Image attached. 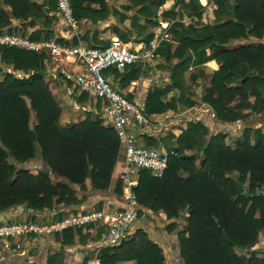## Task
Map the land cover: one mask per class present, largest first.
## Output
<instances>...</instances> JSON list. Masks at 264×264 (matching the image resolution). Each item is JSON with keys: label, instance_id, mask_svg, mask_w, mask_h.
Here are the masks:
<instances>
[{"label": "trees", "instance_id": "1", "mask_svg": "<svg viewBox=\"0 0 264 264\" xmlns=\"http://www.w3.org/2000/svg\"><path fill=\"white\" fill-rule=\"evenodd\" d=\"M165 1L130 0L122 7L134 9L131 16L110 7L108 0H71V3L78 24L85 18L98 24L110 14L118 15L121 21L130 18L131 26L141 35L137 41H150L153 31L147 24L158 23V9ZM216 1L217 17L224 9L230 11L229 16L219 17L213 23L199 21L188 25L174 20L168 29L172 37L162 39L155 47L154 56L161 54L168 61L177 57L179 61L170 67L169 84L147 91L148 113L174 109L178 103L193 104L185 96L184 72L191 62L201 64L216 58L220 68L208 77L209 86L202 97L212 106L216 118L230 125L252 114L264 115V41H230L240 36L263 37L264 0ZM173 6H191L201 16L199 0H174ZM56 11V0H0V31H20L12 24V18H16L32 25L40 23L28 34L32 39L55 38L68 43L62 36L53 37ZM163 14L170 18L175 11L165 9ZM141 17L145 23H139ZM99 32L98 27L87 28L74 35L71 43L83 40L89 46L107 45L110 38H100ZM113 32L125 42L130 40L129 32L121 31L117 25L113 26ZM19 33L27 35L25 30ZM48 57L45 51L0 46L1 212L17 205L33 210L53 209L60 203L72 210L84 198L76 194L73 184L84 190L87 179L92 189L110 188L120 152L117 133L90 110L80 120L61 123L62 107L45 79ZM4 66L26 75L18 76L4 70ZM105 72H113L122 89L140 76L142 62L127 65L123 70L110 67ZM176 88L179 95L165 100L167 92ZM127 95L132 98L130 93ZM249 96L254 99L251 101ZM87 99L85 92L77 97L80 102ZM95 103L101 108L99 99ZM243 126V134L234 147L225 142L224 133L208 134L209 128L201 120L186 119L177 135L168 130L162 136H144L147 145L162 143L178 152L169 157L161 176L148 169L140 170L135 191L139 215L144 208L162 210L168 218L186 215L185 227L177 230L183 264H264V252L260 256L259 250L253 248L259 231L264 229V133L260 127ZM189 149L193 152L186 153ZM38 153L46 168L34 173L24 163ZM112 190L121 196L120 177ZM64 214L63 210L58 212ZM177 226V221L168 224L170 229ZM118 246L102 247L98 254L100 264H115Z\"/></svg>", "mask_w": 264, "mask_h": 264}, {"label": "built area", "instance_id": "2", "mask_svg": "<svg viewBox=\"0 0 264 264\" xmlns=\"http://www.w3.org/2000/svg\"><path fill=\"white\" fill-rule=\"evenodd\" d=\"M56 3L58 13L72 29L77 30L79 24L74 17L71 0H56ZM172 22L164 23V33L157 37L155 44L149 46L130 45L117 35L111 36L107 45L89 46L83 43H63L55 38L32 39L19 32L0 31V46L45 51L57 68L65 59L75 64L71 69L65 66L58 68L56 76L60 75L65 81H73L79 86L80 93L85 92L89 98L101 101L105 122L116 131L123 156V166L119 173L122 180V203L119 206L108 210H78L48 223L31 219L1 220L0 238L20 239L102 221L105 223V232L91 264H100V248L116 246L122 242L132 223L139 217L135 191L139 171L148 169L154 175L161 176L167 168L169 157L178 154L175 148L169 149L162 143L158 146L147 145L144 136H162L168 130L174 131L176 121L169 114L148 113L145 103L130 98L115 84L114 73L105 70L110 67L123 70L127 65L146 60L162 39L172 37L168 30ZM15 246L21 248L23 245L20 240H16Z\"/></svg>", "mask_w": 264, "mask_h": 264}, {"label": "crops", "instance_id": "3", "mask_svg": "<svg viewBox=\"0 0 264 264\" xmlns=\"http://www.w3.org/2000/svg\"><path fill=\"white\" fill-rule=\"evenodd\" d=\"M165 2L159 7L163 6ZM129 3L130 0H108V5L110 7H115L128 16H131L134 13V9L131 8L126 10L122 7L123 4ZM161 8L162 11L170 8H173L175 12L176 10L178 11V9L180 10L179 6L173 5ZM170 20L173 19L163 17L159 22L164 24L166 21L170 22ZM139 23H145V19L141 17L139 19ZM12 24L20 31L25 30L26 34L28 35L34 28L39 26L40 23L32 25L27 21H21L19 19L12 18ZM114 25H117L123 32H129L131 30L129 32L130 40L128 43L133 46H149L151 44H155L157 37L162 31L165 30L164 25L161 27V25L158 23L154 25L151 24L150 30L155 32V34L153 33L151 40L137 41L141 35H138L136 30L131 26L130 18H126L125 20L121 21L118 15L110 14L104 19L100 20L98 24H94L90 19L85 18L83 22L79 24V28L74 30L69 24L66 23L58 11H56L55 18L53 19V37L56 35L62 36L69 41L68 43H71L72 37L77 35L79 32L83 33L87 28L98 27L100 29L99 37L102 39H109L111 36L117 35L115 32H113ZM147 25L149 29V24ZM158 31L159 33H156ZM136 36V42H132V39H134ZM230 41L231 43L244 41H264V36L262 38L249 36L248 38L243 37L232 39ZM83 42L85 41L80 40L79 43ZM207 52H209V48H207ZM216 62L217 61L215 59L206 60L203 64H201L200 68L205 70V75L211 74L218 66V63L216 64ZM62 66L71 69L75 66V64L65 59L63 64L58 68ZM46 67L47 70L45 73V79L47 82L49 81L51 90L53 92L57 90H63L64 92L67 91V93H70V88L65 90V80L59 78L61 81L55 83L54 79L58 78L56 76L58 68L57 65L49 59V57L46 60ZM143 79L147 80L148 78L143 76ZM138 81L139 78L132 80L127 86L123 87L122 90L127 94L130 93L132 98L138 102L145 103V94L149 90V85L145 86L144 91L138 93V91H135V88L138 87ZM114 82L119 87V78L114 80ZM142 93L144 94L142 95ZM194 111H196L199 120L203 121L204 123H214V111L211 106L200 107L199 105H195L188 109V113L190 114L194 113ZM170 114L172 113H169V115ZM261 121L264 122V115L252 114L246 120H242V122L238 123V125H250L252 123H259ZM174 132H176L175 128ZM120 155L122 154H119V157L116 160L112 172L110 188L108 190L103 191L92 189L90 179L86 180V189L84 190L79 189L78 184H73L74 188L76 189V194L79 197L83 195L84 198L82 202L73 206L72 210L63 206L61 203L56 204L53 209L45 210H33L32 208L31 210H20L15 207L14 209H10L5 212L0 211V221L31 219L42 223H48L78 210H88L94 208L108 210L115 206H119L122 203L121 196H117L112 189L123 166V157L120 158ZM26 163L34 173H36L41 168H46V164H44V162L41 160L39 153L35 157L29 159ZM51 177L53 176L51 175ZM62 210L65 211V214L58 215V212ZM180 218L181 217L168 218L166 213L162 210L154 212L150 208H144L143 213L139 215L134 223H132L126 233V236L119 244L117 248V256H119V258L115 264H138L139 260V264H183L179 254V248L177 246V230L180 225ZM171 221H177L179 223L175 229H170V227H168V224ZM104 232L105 223L99 221L85 226L71 227V229L62 232L44 235H29L20 239L0 238V264H91L92 259L100 246ZM16 240L21 241L23 245L21 248H16Z\"/></svg>", "mask_w": 264, "mask_h": 264}, {"label": "rangeland", "instance_id": "4", "mask_svg": "<svg viewBox=\"0 0 264 264\" xmlns=\"http://www.w3.org/2000/svg\"><path fill=\"white\" fill-rule=\"evenodd\" d=\"M200 1V12L201 16H198L196 12L193 10V8L190 6L186 8L185 6L176 10L175 14L172 16H169L174 21V20H179L182 23L188 25L190 23H196V22H204V23H213L221 17L222 19L226 18L227 16L230 15V11L228 10H223L219 13V17L216 15V10L218 9V3L216 0H199ZM174 0H167L165 4L161 7H166V6H172ZM230 2H234V0H230ZM159 7V12L157 14V21L158 24L163 27L164 24H161L159 21L162 20L164 17L163 11L161 10L162 8ZM162 12H161V11ZM169 18V19H170ZM221 19V20H222ZM151 27V24H149V29ZM157 31V30H155ZM165 31V30H164ZM164 31L161 32L164 33ZM155 34V32H153ZM156 33H159L156 32ZM171 33V32H170ZM172 36V34H171ZM264 36V35H263ZM244 37V36H243ZM243 37H238V38H243ZM238 38H231L232 39H238ZM245 38V37H244ZM137 36L132 39V42H136ZM173 41L176 42L175 39ZM83 44H87L86 42H83ZM209 48V47H207ZM206 48V52H207ZM210 51V49H209ZM209 53V52H207ZM210 59H215L218 63L217 68L214 69V71L211 74L205 75V70L201 69L200 66L201 64H193L192 62L189 63L188 68L184 72V86H185V96L189 98L190 100L193 101V104H185V103H178L177 107L174 109H168L164 112H155L157 114H169L173 116L175 121V131H172L174 135L179 134L182 131V127H184L186 119H191V120H199L198 115L196 111L194 113L190 114L188 113V109L191 108L192 106L199 105L200 107L204 106H211L206 103L202 97L206 91V88L209 86V80L208 77H210L213 73L219 70L220 68V61L217 60L216 58H209ZM178 58L174 57L171 61L166 60V58L161 55H153L151 54L150 57H148L146 60L140 61L142 62V72L140 74L139 81H138V87L135 88V91L141 92L144 91L145 86H148V88H152L154 86H159V87H165L167 84L171 82V77H170V67L174 65V63L178 62ZM4 70L12 71L13 73L17 75H26L25 72L23 71H18V70H12V67L8 66L7 68L4 66ZM3 73H0V78L2 77ZM143 76H146L148 79L145 80L143 79ZM57 79H54L55 83L58 81H61L60 75L57 76ZM60 78V79H59ZM137 78V79H138ZM149 80V81H148ZM65 90L67 88H70L71 92L67 93L64 92L63 90H57L53 92L59 101L61 107H62V112L60 116V121L62 124L69 123L72 121H77L85 117L86 111L90 110L93 111L95 114H97L99 117L103 119V123L105 124V118L103 115L102 111V104L101 108H97V104L95 103L94 100L88 99L84 102H80L77 100L78 95L80 94V88L77 84H75L73 81H65ZM48 84L50 85L49 81ZM144 93H142L143 95ZM147 94V93H146ZM145 94V95H146ZM179 95V90L178 88L169 90L167 94L164 96L165 100H169L172 95ZM251 98V99H250ZM249 99L252 101L254 99V96H249ZM204 105V106H202ZM212 107V106H211ZM176 117V118H175ZM69 119V120H68ZM34 120V114H32L31 121ZM205 124L209 128V133L208 134H213L215 132H222L225 134L224 140L225 142L234 147L236 144V141L238 138H240L243 134V125H238V124H233L230 123V125H227L228 123H222L218 118H216V115L214 114V123H206ZM250 126L253 127H260L261 131L264 133V122H259V123H252ZM253 138V133L251 135ZM193 150L189 149L186 150V153H192ZM119 154H121L119 152ZM119 157V155H118ZM123 157L120 155V158ZM17 166H21V164L16 163ZM25 166H27V163H24ZM28 167V166H27ZM30 168V167H29ZM31 169V168H30ZM186 215L182 214L180 218V225L178 229H183L185 227V218ZM20 220V219H19ZM179 224V223H178ZM253 248L255 249H262L264 248V229H261L259 231V237L258 241L254 244ZM239 253H242L241 249H238ZM264 251H260L257 254L262 256Z\"/></svg>", "mask_w": 264, "mask_h": 264}, {"label": "water", "instance_id": "5", "mask_svg": "<svg viewBox=\"0 0 264 264\" xmlns=\"http://www.w3.org/2000/svg\"><path fill=\"white\" fill-rule=\"evenodd\" d=\"M262 192L264 193V191H262ZM16 208H17V209H20V210H22V209H25V210H31V208H29V207H27V206H22V205H17ZM177 246H178V248H179V244H178V242H177ZM258 250H259V252H260V251H264V248H262V249H258Z\"/></svg>", "mask_w": 264, "mask_h": 264}]
</instances>
